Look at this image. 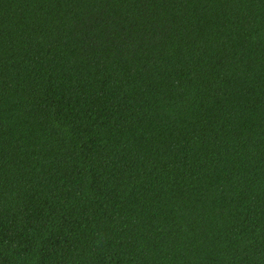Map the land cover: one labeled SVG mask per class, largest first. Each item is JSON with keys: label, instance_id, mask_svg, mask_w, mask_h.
I'll return each instance as SVG.
<instances>
[{"label": "trees", "instance_id": "16d2710c", "mask_svg": "<svg viewBox=\"0 0 264 264\" xmlns=\"http://www.w3.org/2000/svg\"><path fill=\"white\" fill-rule=\"evenodd\" d=\"M0 264H264V0H0Z\"/></svg>", "mask_w": 264, "mask_h": 264}]
</instances>
